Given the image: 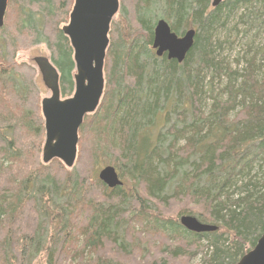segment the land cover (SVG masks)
Here are the masks:
<instances>
[{
	"label": "trees",
	"instance_id": "trees-1",
	"mask_svg": "<svg viewBox=\"0 0 264 264\" xmlns=\"http://www.w3.org/2000/svg\"><path fill=\"white\" fill-rule=\"evenodd\" d=\"M72 4L10 0L12 24L0 28V264L40 256L46 264H187L197 254L201 264H237L264 233V72L254 56L234 70L217 62L215 32L264 0H119L103 95L66 169L41 162V95L34 70L15 55L44 43L69 97L73 52L59 24ZM159 19L176 35L194 29L181 63L151 48ZM213 76L224 85L205 113ZM100 162L119 172L121 187L98 179ZM184 215L217 229L191 232Z\"/></svg>",
	"mask_w": 264,
	"mask_h": 264
},
{
	"label": "water",
	"instance_id": "water-1",
	"mask_svg": "<svg viewBox=\"0 0 264 264\" xmlns=\"http://www.w3.org/2000/svg\"><path fill=\"white\" fill-rule=\"evenodd\" d=\"M222 0H212L217 6ZM7 0H0V26L6 11ZM119 0H74L68 23L62 27L73 52L75 73L71 96L62 98L59 88V72L50 59L44 56L33 60L50 95L40 101L43 117L44 140L41 162L48 164L60 160L68 169L74 165L77 153L78 130L84 116L96 111L104 89V60L109 45L108 33L112 18L118 12ZM194 29L176 35L168 22L159 19L153 29L151 48L157 57L166 54L167 59L181 63L194 43ZM98 179L108 188L122 186L116 169L105 166L98 172ZM180 224L195 233L217 229L195 217L184 215ZM237 264H264V233L254 247L243 255Z\"/></svg>",
	"mask_w": 264,
	"mask_h": 264
},
{
	"label": "rangeland",
	"instance_id": "rangeland-1",
	"mask_svg": "<svg viewBox=\"0 0 264 264\" xmlns=\"http://www.w3.org/2000/svg\"><path fill=\"white\" fill-rule=\"evenodd\" d=\"M253 8V10H246V15H243L245 14L243 13L245 11L244 8H238L237 12L227 17V19H225V17H222V20L225 19V21H222L224 22V25H221L222 27L217 28V31L215 32V38L222 42L220 45L221 49L218 53L216 52V60L222 65H227L228 68H230L231 70H234L244 67L245 61L254 56L255 64L260 67L257 73L261 75L264 72V9L260 5H256ZM12 10L10 8V5L8 4L6 15L4 18V25L7 24L9 25V27L11 26L13 19L11 18ZM118 14L119 10L112 18V21L116 19ZM241 14L243 16L242 18L240 17ZM66 23H60L59 27L64 26ZM38 56H44L50 59L49 50L44 43H38L29 47L20 48L15 55V59L17 62L24 63L34 70V82L40 92L42 99L43 97H48L50 95V92L45 87L41 75L33 60L35 57ZM210 78L211 77L208 75L205 79V82L210 81ZM211 81L213 89L211 92L208 90L207 93H205L204 95L205 101L203 103V112L205 113L209 111L211 102L213 101L214 97H216V95L220 93L224 85L223 78L219 79L216 76H213V79H211ZM233 114L234 113H232L231 115ZM258 164L259 162L255 161L252 165V168L256 169L258 167ZM62 165L64 166L63 163ZM104 165L106 164H103L101 162L99 163L97 173ZM65 168L68 169L67 167ZM119 177L120 180L124 182V179L121 178L120 174ZM181 205L182 204L180 202L173 203V205L170 207L171 209H169V212L171 214H175L178 208H182ZM202 242H206V239H202ZM203 256V254H197L196 257L189 259L187 261V264H201ZM33 264H46L44 256L38 257L33 262Z\"/></svg>",
	"mask_w": 264,
	"mask_h": 264
},
{
	"label": "flooded vegetation",
	"instance_id": "flooded-vegetation-1",
	"mask_svg": "<svg viewBox=\"0 0 264 264\" xmlns=\"http://www.w3.org/2000/svg\"><path fill=\"white\" fill-rule=\"evenodd\" d=\"M10 0H7V6H6V11H7V7H8V4H9ZM72 8V7H71ZM6 11H5V14H4V17H3V24L2 26L4 25V18H5V15H6ZM68 19H69V15H68ZM68 23V22H67ZM0 26V28L2 27ZM63 27V26H62ZM62 27H61V31H62Z\"/></svg>",
	"mask_w": 264,
	"mask_h": 264
},
{
	"label": "bare ground",
	"instance_id": "bare-ground-1",
	"mask_svg": "<svg viewBox=\"0 0 264 264\" xmlns=\"http://www.w3.org/2000/svg\"><path fill=\"white\" fill-rule=\"evenodd\" d=\"M211 6V5H210ZM193 10V9H192ZM26 17V16H25ZM43 118V117H42ZM208 125V124H207ZM227 128V127H226ZM171 165V164H170ZM190 166H192V165H190ZM166 168H167V166H166ZM200 169V168H199ZM196 173V172H195ZM169 174V173H168ZM163 175V174H162ZM169 176V175H168ZM46 212V211H45ZM37 217V216H36ZM50 222V221H49ZM50 231V230H49ZM67 245V244H66ZM64 246V245H63ZM64 248H65V246H64ZM73 255V254H72Z\"/></svg>",
	"mask_w": 264,
	"mask_h": 264
}]
</instances>
